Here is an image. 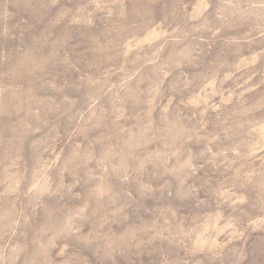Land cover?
Instances as JSON below:
<instances>
[{
	"label": "rangeland",
	"instance_id": "1",
	"mask_svg": "<svg viewBox=\"0 0 264 264\" xmlns=\"http://www.w3.org/2000/svg\"><path fill=\"white\" fill-rule=\"evenodd\" d=\"M0 264H264V0H0Z\"/></svg>",
	"mask_w": 264,
	"mask_h": 264
}]
</instances>
